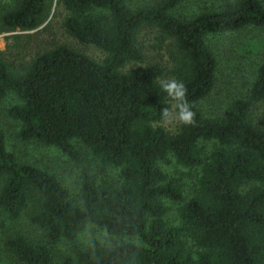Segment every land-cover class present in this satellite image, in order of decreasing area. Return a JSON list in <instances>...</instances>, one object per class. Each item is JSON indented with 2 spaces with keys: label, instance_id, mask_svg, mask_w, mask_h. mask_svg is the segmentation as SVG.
Returning <instances> with one entry per match:
<instances>
[{
  "label": "trees",
  "instance_id": "obj_1",
  "mask_svg": "<svg viewBox=\"0 0 264 264\" xmlns=\"http://www.w3.org/2000/svg\"><path fill=\"white\" fill-rule=\"evenodd\" d=\"M181 2L158 0L130 10L126 0H62L69 13L65 32L105 53L102 64L57 47L14 74L0 56V100L12 94L21 102L9 110L21 124L19 139L54 147L73 160L79 157L74 144H80L103 169H118L121 180L98 187L84 173L75 206L53 176L19 163L6 150L0 130V211L12 221L26 213L50 242L73 241L87 226L141 242L73 247L59 264H264V190H245L264 185V130L249 118L252 107L264 101V62L247 97L219 116L206 119L197 106L216 83L217 62L206 39L263 28L264 5L233 0L184 18L172 14ZM45 19L46 0H0V34L31 31ZM144 29L172 42V74L186 85L196 114L195 126L179 125L173 135L159 127L160 109L170 107L160 88L161 67L119 72L143 60L137 37ZM201 142L215 148L206 156ZM170 158L182 168H200L201 176L198 194L180 209V226L167 228L164 201L183 202L177 181L160 167ZM183 236L195 244V254ZM6 248L20 264H51L45 246L20 236Z\"/></svg>",
  "mask_w": 264,
  "mask_h": 264
},
{
  "label": "rangeland",
  "instance_id": "obj_2",
  "mask_svg": "<svg viewBox=\"0 0 264 264\" xmlns=\"http://www.w3.org/2000/svg\"><path fill=\"white\" fill-rule=\"evenodd\" d=\"M232 1L182 0L172 14L191 18L204 10H220ZM261 1L264 5V0ZM157 2L158 0H126V5L130 10H135L153 6ZM98 13L94 12V14ZM68 16L69 13L63 6L62 0H46V19L39 27L31 31L17 30L0 34V56L10 71L14 74L22 73L37 56L57 47H66L97 64H102L106 57L105 53L95 47L81 45L67 35L63 24ZM137 44L143 60L140 63L126 64L119 70L121 74L149 65H158L163 70L159 82L162 79H175L172 74L175 68V49L170 40L163 39L156 30L144 29L138 34ZM206 45L217 62L216 83L212 92L197 106L203 117L208 119L219 116L233 101L247 97L255 81L257 69L264 62V27H247L232 33L209 36ZM20 104L21 102L12 94L0 100V130L5 139L6 150L13 154L19 163L31 165L53 176L66 190L69 201L75 206H80L79 184L84 173L91 175L98 187L120 183L118 169H103L80 144H74L79 157L73 160L54 147L36 141H21L18 137L21 124L9 116V110ZM169 104L171 106V102ZM249 118L253 124L264 130V101L252 107ZM159 127L173 135L178 132L179 124L164 123ZM199 147L207 156L215 145L201 142ZM160 167L165 175L177 181L182 194L183 202L180 204L164 201L167 208L164 216L166 227H178L181 207L198 194L201 169L182 168L171 158L169 165H160ZM1 185L0 182V188ZM254 187L264 190V185L259 184H250L245 190ZM15 236L22 237L32 246H45L50 253L51 264H59L73 247L87 251L94 244L105 248H113L121 243L141 245L136 238L109 236L95 226H87L83 232L75 236L73 241L50 242L45 238L44 232L30 222L26 213L12 221L0 211V264H20L6 248V242ZM182 240L188 250L193 254L197 252L190 238L183 236Z\"/></svg>",
  "mask_w": 264,
  "mask_h": 264
},
{
  "label": "clouds",
  "instance_id": "obj_3",
  "mask_svg": "<svg viewBox=\"0 0 264 264\" xmlns=\"http://www.w3.org/2000/svg\"><path fill=\"white\" fill-rule=\"evenodd\" d=\"M160 88L171 102L170 107L160 109L161 122L177 123L182 126H195V112L187 99V87L176 79H162Z\"/></svg>",
  "mask_w": 264,
  "mask_h": 264
}]
</instances>
